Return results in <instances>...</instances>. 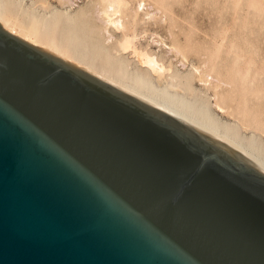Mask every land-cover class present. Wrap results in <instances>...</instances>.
Segmentation results:
<instances>
[{
  "label": "water",
  "instance_id": "water-1",
  "mask_svg": "<svg viewBox=\"0 0 264 264\" xmlns=\"http://www.w3.org/2000/svg\"><path fill=\"white\" fill-rule=\"evenodd\" d=\"M0 264H264V172L0 24Z\"/></svg>",
  "mask_w": 264,
  "mask_h": 264
},
{
  "label": "rangeland",
  "instance_id": "rangeland-1",
  "mask_svg": "<svg viewBox=\"0 0 264 264\" xmlns=\"http://www.w3.org/2000/svg\"><path fill=\"white\" fill-rule=\"evenodd\" d=\"M138 1L129 0L128 13L122 17L130 32L151 44L158 39L164 49L152 44V50L166 65L173 62L182 75H193V87L216 106L212 109L222 122L239 130L241 137L253 136L264 144V0H142L143 11L157 19L133 27ZM99 8L87 0H0V24L39 41L40 19L67 10L76 21L73 32L78 36L81 17L103 24ZM76 36L74 47L81 49ZM170 48L183 56L178 52L171 56Z\"/></svg>",
  "mask_w": 264,
  "mask_h": 264
},
{
  "label": "bare ground",
  "instance_id": "bare-ground-1",
  "mask_svg": "<svg viewBox=\"0 0 264 264\" xmlns=\"http://www.w3.org/2000/svg\"><path fill=\"white\" fill-rule=\"evenodd\" d=\"M87 1L100 6L97 15L101 17L103 24L92 18L81 17L82 28L78 36L73 32L77 26L76 21L67 10L53 14L47 20V17L40 19L42 22L39 27H42V30L38 34L41 39L39 41L28 40L19 35L15 28L8 31L32 44L53 50L115 86L177 116L264 172V144L252 138L253 136L241 137L239 130L222 122L215 114L216 110L212 109L214 105L211 107L209 99H202L203 93L193 87V75H182L173 62L166 65L152 50V44L159 46L161 51L164 49L158 39L153 38L151 44L143 35L137 36V33L130 32L127 23L122 19L128 13L129 0ZM142 4V0H139L138 7L134 8L131 19L133 27L156 22L154 15L151 17L149 12L143 11ZM141 19L144 21L139 23ZM144 29L142 30L145 31ZM75 36L81 40V49L74 47ZM170 49L171 56L177 55V52L182 55L179 49Z\"/></svg>",
  "mask_w": 264,
  "mask_h": 264
}]
</instances>
